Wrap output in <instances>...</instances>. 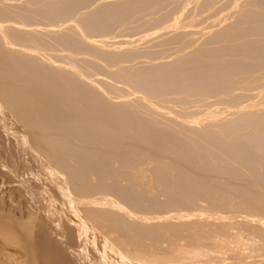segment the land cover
I'll use <instances>...</instances> for the list:
<instances>
[{
	"label": "rangeland",
	"instance_id": "374dc122",
	"mask_svg": "<svg viewBox=\"0 0 264 264\" xmlns=\"http://www.w3.org/2000/svg\"><path fill=\"white\" fill-rule=\"evenodd\" d=\"M231 1L0 0V264H264V0Z\"/></svg>",
	"mask_w": 264,
	"mask_h": 264
},
{
	"label": "bare ground",
	"instance_id": "6f19581e",
	"mask_svg": "<svg viewBox=\"0 0 264 264\" xmlns=\"http://www.w3.org/2000/svg\"><path fill=\"white\" fill-rule=\"evenodd\" d=\"M231 1V0H230ZM222 3V2H221ZM231 3H232V1H231ZM252 5V4H251ZM261 10V9H260ZM237 12V11H236ZM205 16V15H204ZM232 17V16H231ZM224 18V17H223ZM243 18V17H242ZM251 22V21H250ZM106 24V23H105ZM235 29V28H234ZM246 30V29H245ZM220 32V31H219ZM238 35V34H237ZM236 35V36H237ZM263 37V36H262ZM216 39V38H215ZM222 40V39H221ZM232 40V39H231ZM261 40V39H260ZM241 45V44H240ZM255 48V47H254ZM259 52V51H258ZM257 54V53H256ZM251 55V54H250ZM255 66V65H254ZM261 68V67H260ZM249 69V68H248ZM28 70V69H27ZM144 70V69H143ZM11 71V70H10ZM32 71V70H31ZM149 71V70H148ZM160 71V70H159ZM36 72H37V70H36ZM39 73V72H38ZM190 74V73H189ZM36 75V74H35ZM17 76V75H16ZM33 76V75H32ZM164 76V75H163ZM196 76V75H195ZM34 78V77H33ZM45 79V78H44ZM191 79V78H190ZM39 80V79H38ZM46 80V79H45ZM56 80V79H55ZM162 80V79H161ZM52 81V80H51ZM57 81H60V80H57ZM34 84V83H33ZM11 85V84H10ZM53 85V84H52ZM194 85V84H193ZM205 85V84H204ZM45 87V86H44ZM59 87V86H58ZM57 87V88H58ZM51 88V87H50ZM221 88V87H220ZM12 89H14V88H12ZM56 89V88H55ZM71 89V88H70ZM161 89H163V88H161ZM67 90V89H66ZM145 90V89H144ZM181 90V89H180ZM212 90V89H211ZM190 91V90H189ZM8 92V91H7ZM15 92V91H14ZM24 92V91H23ZM27 92V91H26ZM82 92V91H81ZM60 93V92H59ZM71 93H73V92H71ZM156 93V92H155ZM221 93V92H220ZM26 94V93H25ZM67 94V93H66ZM83 94V93H82ZM86 94V93H85ZM151 94V93H150ZM229 94V93H228ZM9 95V94H8ZM16 95V94H15ZM14 95V96H15ZM32 95V94H31ZM57 95V94H56ZM71 95V94H70ZM88 95V94H87ZM62 96V95H61ZM67 96V95H66ZM64 97V96H63ZM227 97V96H226ZM12 98V97H11ZM21 98H23V97H21ZM72 98V97H71ZM77 98V97H76ZM84 98V97H83ZM229 99V98H228ZM79 100V99H78ZM20 101V100H19ZM58 102V101H57ZM73 102V101H72ZM49 103V102H48ZM56 103V102H55ZM70 104H71V102H70ZM44 105V104H43ZM52 105V104H51ZM230 105V104H229ZM56 106V105H55ZM84 106V105H83ZM92 106V105H91ZM228 106V105H227ZM19 107H20V105H19ZM23 107V106H22ZM26 107V106H25ZM223 107H224V105H223ZM73 108V107H72ZM89 108V107H88ZM229 108V107H228ZM64 109V108H63ZM79 109V108H78ZM86 109H87V107H86ZM107 109V108H106ZM80 110V109H79ZM28 111V110H27ZM26 111V112H27ZM44 111V110H43ZM86 111V110H85ZM100 111V110H99ZM241 111V110H240ZM24 112V111H23ZM62 112V111H61ZM77 112V111H76ZM81 112V111H80ZM239 112V111H238ZM53 113V112H52ZM31 114V113H30ZM36 114V113H35ZM80 114V113H79ZM83 114V113H82ZM239 114V113H238ZM29 115V114H28ZM74 115V114H73ZM48 116V115H47ZM239 117L241 116V115H238ZM248 116V115H247ZM33 117V116H32ZM41 117V116H40ZM57 117V116H56ZM60 117V116H59ZM67 118V117H66ZM69 118V117H68ZM79 118V117H78ZM86 118V117H85ZM89 118V117H88ZM67 120V119H66ZM84 120H86V119H84ZM91 120V119H90ZM39 121V120H38ZM44 121H45V119H44ZM62 122V121H61ZM69 122V121H68ZM75 122V121H74ZM83 122V121H82ZM90 122V121H89ZM38 123V122H37ZM46 123V122H45ZM66 123V122H65ZM72 123V122H71ZM227 123V122H226ZM52 124H54V123H52ZM83 124V123H82ZM37 125V124H36ZM56 125V124H55ZM54 125V126H55ZM73 125H75L74 123H73ZM89 125V124H88ZM211 125V124H210ZM35 126V125H34ZM50 126H52V125H50ZM219 126V125H218ZM41 128V127H40ZM47 129V128H46ZM57 129V128H56ZM61 129V128H60ZM59 129V130H60ZM66 129V128H65ZM69 130V129H68ZM81 131V130H80ZM199 131V130H198ZM48 132V131H47ZM91 132V131H90ZM49 133V132H48ZM88 133V132H87ZM235 133V132H234ZM49 135V134H48ZM65 135V134H64ZM88 135V134H87ZM74 136V135H73ZM50 137V136H49ZM54 137V136H53ZM87 137V136H86ZM176 138V137H175ZM244 138H246L245 137V135H244ZM63 139V138H62ZM55 140V139H54ZM172 140V139H171ZM164 141V140H163ZM255 142V141H254ZM48 144V143H47ZM83 145V144H82ZM187 145V144H186ZM65 146V145H64ZM48 147H50V146H48ZM56 147V146H55ZM54 147V148H55ZM72 147V146H71ZM56 148H58V147H56ZM73 148V147H72ZM246 149V148H245ZM66 150H68V149H66ZM69 150H71V149H69ZM221 150V149H220ZM231 150V149H230ZM53 151V150H52ZM175 151V150H174ZM54 152V151H53ZM72 152V151H71ZM98 152V151H97ZM83 153V152H82ZM224 153V152H223ZM57 154V153H56ZM76 154V153H75ZM69 156V155H68ZM81 156V155H80ZM53 157V156H52ZM56 157V156H55ZM56 158H58V157H56ZM81 159V158H80ZM191 159V158H190ZM70 160V159H69ZM152 160V159H151ZM168 161V160H167ZM72 162H73V160H72ZM81 163V162H80ZM150 163V162H149ZM80 165V164H79ZM90 165V164H89ZM77 166V165H76ZM68 167V166H67ZM160 167V166H159ZM67 169V168H66ZM87 169V168H86ZM167 170V169H166ZM82 171V170H81ZM168 171V170H167ZM73 172V171H72ZM86 173V172H85ZM79 174V173H78ZM80 175V174H79ZM69 176V175H68ZM70 178V177H69ZM72 178V177H71ZM83 180V179H82ZM81 181V180H80ZM86 182H87V180H86ZM82 183V182H81ZM72 184V183H71ZM80 188V187H79ZM96 188V187H95ZM101 188V187H100ZM89 189V188H88ZM81 191V190H80ZM166 191V190H165ZM93 192V191H92ZM104 193V192H103ZM82 194H84V193H82ZM86 195V194H85ZM88 195V194H87ZM84 196V195H83ZM90 196V195H89ZM129 197V196H128ZM127 198V197H126ZM104 200V199H103ZM126 200V199H125ZM97 201V200H96ZM115 201V200H114ZM127 201V200H126ZM99 202V201H98ZM237 202V201H236ZM103 203H105V202H103ZM115 204V203H114ZM241 204V203H240ZM116 205V204H115ZM118 205V204H117ZM124 206V205H123ZM118 207H119V205H118ZM255 212V211H254ZM132 213V212H131ZM254 219V218H253ZM260 225V224H259ZM243 227V226H242ZM231 228V227H230ZM264 229V228H263ZM248 230V229H247ZM151 231V230H150ZM231 231H233V230H231ZM234 231H236V230H234ZM261 231V230H260ZM146 233V232H145ZM215 233V232H214ZM162 235V234H161ZM202 235V234H201ZM237 235V234H236ZM260 235H262V234H260ZM230 236V235H229ZM132 237V236H131ZM147 237V236H146ZM149 237V236H148ZM161 237V236H160ZM157 238V237H156ZM180 238V237H179ZM240 238V237H239ZM149 239V238H148ZM176 239V238H175ZM182 239V238H181ZM241 240V239H240ZM135 241V240H134ZM172 241V240H171ZM257 241V240H256ZM259 241V240H258ZM131 242H132V240H131ZM143 242V241H142ZM174 242V241H173ZM129 243V242H128ZM135 243H136V241H135ZM218 243V242H217ZM166 245H167V243H166ZM181 245V244H180ZM225 245V244H224ZM133 246V245H132ZM238 246V245H237ZM246 246V245H245ZM139 247H140V245H139ZM138 247V248H139ZM172 247V246H171ZM175 247V246H174ZM177 247V246H176ZM231 247H234V246H232L231 245ZM178 249H180V248H178ZM228 249V248H227ZM240 249V248H239ZM243 249H244V247H243ZM139 250V249H138ZM148 250V249H147ZM175 250V249H174ZM242 250V249H241ZM251 250V249H250ZM134 251H136V253L138 252L137 251V249L136 250H134ZM133 251V252H134ZM234 251V250H233ZM142 251H139L138 252V256L141 258V259H143L142 257H144V259L143 260H146V261H148V262H152V261H155L154 259L152 260L151 259V257L150 256H146L144 253L142 254L141 253ZM163 252V251H162ZM172 252V251H171ZM225 252V251H224ZM228 252H230L229 250H228ZM253 252H255V251H252L251 253H253ZM258 252H259V250H258ZM135 253V252H134ZM141 253V254H140ZM149 253V252H148ZM147 253V254H148ZM152 253V252H151ZM217 253V252H216ZM222 253V252H221ZM231 253H233V252H230V254ZM153 254V253H152ZM151 254V255H152ZM240 254V253H239ZM150 255V254H149ZM169 255V254H168ZM236 255V254H235ZM251 255V254H250ZM180 256V255H179ZM147 257H149L150 258V261L147 259ZM170 257V256H169ZM181 257V256H180ZM187 257V256H186ZM249 257V256H248ZM245 258V257H244ZM243 258V259H244ZM174 259V258H173ZM182 259V258H181ZM232 259V258H231ZM236 259V258H235ZM249 259V258H248ZM138 260H140L139 258H138ZM171 260V259H170ZM178 260V259H177ZM247 260V259H246ZM157 261V260H156ZM164 261V260H163ZM166 261V260H165ZM180 261H182V260H180ZM179 261V262H180ZM245 261V260H244ZM168 262H169V260H168ZM167 261H166V264H171V263H168ZM153 263V262H152ZM157 263V262H156ZM176 263V262H175ZM174 263V264H175ZM149 264V263H148ZM151 264V263H150ZM161 264V263H160ZM173 264V263H172ZM177 264H179L178 262H177ZM183 264V263H182ZM186 264V263H185Z\"/></svg>",
	"mask_w": 264,
	"mask_h": 264
},
{
	"label": "water",
	"instance_id": "95a60500",
	"mask_svg": "<svg viewBox=\"0 0 264 264\" xmlns=\"http://www.w3.org/2000/svg\"><path fill=\"white\" fill-rule=\"evenodd\" d=\"M177 186H179V187H180V186H182V185H181V184H179V183H177Z\"/></svg>",
	"mask_w": 264,
	"mask_h": 264
}]
</instances>
